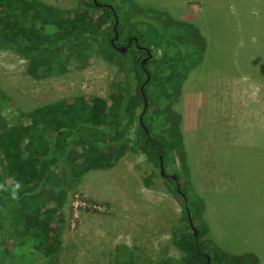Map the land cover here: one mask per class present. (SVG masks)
Instances as JSON below:
<instances>
[{
    "label": "rangeland",
    "instance_id": "374dc122",
    "mask_svg": "<svg viewBox=\"0 0 264 264\" xmlns=\"http://www.w3.org/2000/svg\"><path fill=\"white\" fill-rule=\"evenodd\" d=\"M38 1L69 12L86 0ZM129 6L134 21L153 22L177 41L194 29L205 42L198 51L178 41L194 54L175 105L184 118L180 178L186 191L203 199L201 219L211 240L228 254L252 253L264 264V0H130ZM119 54L133 78L130 55ZM118 69L101 56L89 68L33 78L28 61L5 50L0 88L19 110L30 112L80 92L107 98ZM134 137L135 129L129 139ZM150 169L143 154L131 151L114 168L84 176L63 209L60 253L55 259L36 256L35 264H113L120 243L148 261L180 260L171 230L182 203L144 185L142 175Z\"/></svg>",
    "mask_w": 264,
    "mask_h": 264
},
{
    "label": "trees",
    "instance_id": "16d2710c",
    "mask_svg": "<svg viewBox=\"0 0 264 264\" xmlns=\"http://www.w3.org/2000/svg\"><path fill=\"white\" fill-rule=\"evenodd\" d=\"M129 3L86 0L64 12L38 0H0V51L13 50L27 60L33 78L89 68L101 56L119 67L107 98L80 92L30 112L19 110L0 88V264H35L36 256L55 259L63 245V209L72 188L91 172L114 168L131 151L143 154L151 165L147 175L139 171L147 188L181 200L182 212L172 226L171 242L183 256L152 262L120 243L114 248L113 264H208V257L211 264H259L255 254H228L211 240L208 224L201 219L203 199L186 191L187 184L180 178L177 157L186 154L184 118L175 105L194 56L180 44L191 42L199 51L205 42L198 41L202 37L194 29L177 36L179 44L153 22L134 21ZM115 13L119 21L116 44L137 38L126 53L131 59V79L112 44ZM144 59L150 74L144 88L149 102L145 113ZM133 129L135 139L130 140ZM161 157L165 171L169 166L175 169L169 177L161 174ZM190 220L199 231L198 241Z\"/></svg>",
    "mask_w": 264,
    "mask_h": 264
},
{
    "label": "water",
    "instance_id": "95a60500",
    "mask_svg": "<svg viewBox=\"0 0 264 264\" xmlns=\"http://www.w3.org/2000/svg\"><path fill=\"white\" fill-rule=\"evenodd\" d=\"M95 2L97 3V0H95ZM101 6H102V5H101ZM106 6L110 7L111 9H113V7H112L111 5H106ZM115 18H116V24H115L114 29H115V31H116V37H115L114 39H112V43H113V44H115L116 40L118 39L117 26H118L119 21H118V16H117L116 13H115ZM135 40H136V42H137V39H135ZM137 46H138V43H137ZM115 47H116V46H115ZM138 47H139V46H138ZM128 48H129V47L118 46V47H116L115 49H116V51H118L119 53H125V52L128 50ZM145 50L148 51V53H151V50H150V49H147V48H146ZM146 62H147V60H144V63H142L144 69H145V64H146ZM145 71H146V73H147V75H148V79H147L146 83L141 87V92H142V95H143V97H144V101H145L144 113L148 110V107H149L148 98H147V95H146L145 92H144V88H145V85H146V84L149 82V80H150V74H149L148 70L145 69ZM141 122H143V117H141ZM144 127H145V125H144ZM145 131H146L147 134H149V130H148L146 127H145ZM160 166H161V174H162V176H164V177H169L170 175L166 173L165 168H164L163 157H161V163H160ZM172 177H173L176 181H178V176H177V175H172ZM183 197L186 198V196H185L184 194H183ZM190 222H191V227H192V229H193V234H194V236H195V239H196V241H198L199 231H198V229L196 228L194 222H193L192 220H190ZM208 264H211V258H210V257H208Z\"/></svg>",
    "mask_w": 264,
    "mask_h": 264
},
{
    "label": "flooded vegetation",
    "instance_id": "af4514ba",
    "mask_svg": "<svg viewBox=\"0 0 264 264\" xmlns=\"http://www.w3.org/2000/svg\"><path fill=\"white\" fill-rule=\"evenodd\" d=\"M118 39H119V34H118ZM118 39H117V40H118ZM135 39H137V38H136V37H132V38H130L127 44H123V43H122V44H120V45H117V44H116V43H117V40H116L115 44H113V43H112V44H113L114 47H115V46H116V47H118V46L129 47L128 50L125 52V53H127V52L130 50V48H131V46H132V43H133L134 41H136ZM116 47H115V48H116ZM144 60H147V59H144ZM144 60L142 61V63H144ZM146 63H147V62H146Z\"/></svg>",
    "mask_w": 264,
    "mask_h": 264
}]
</instances>
